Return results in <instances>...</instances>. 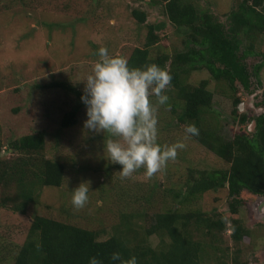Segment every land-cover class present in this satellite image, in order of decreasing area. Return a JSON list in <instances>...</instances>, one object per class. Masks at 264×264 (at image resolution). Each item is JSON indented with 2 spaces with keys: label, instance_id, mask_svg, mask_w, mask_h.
<instances>
[{
  "label": "rangeland",
  "instance_id": "374dc122",
  "mask_svg": "<svg viewBox=\"0 0 264 264\" xmlns=\"http://www.w3.org/2000/svg\"><path fill=\"white\" fill-rule=\"evenodd\" d=\"M190 2L194 9L210 12L228 27L231 23L229 12L237 8L240 0ZM163 7L160 0H0V160L10 163L17 161L19 164V161L26 157L9 150L8 140L44 130L46 133L43 150L41 153H33L31 161L39 163V157L44 156L50 162H64V190H68L66 187H69V184L74 188L81 182H89L91 210H88L95 211L94 215L99 216L102 223L107 221L108 225L117 219L115 208L121 209L122 205L127 203L119 201L120 192L117 194L118 187L126 186L121 179L118 182L113 181L115 172L112 173L113 170H110L104 161L107 152L103 144L109 134L93 133L83 127V121L86 119L84 106L80 108L73 126L58 130V117L61 113H53L51 110L44 115L42 112L47 108L44 106L45 102L53 100L54 103L49 105L51 107L60 104L62 106L65 101L74 105L77 103L76 97L71 94L69 99L60 88L50 91L49 88L46 90L37 86L54 81L84 86L82 80L91 73L100 47H106L110 54L126 56L134 46L144 43L147 24L153 25L160 36V44L168 54L186 51L187 46L183 41H186L185 35L189 29H175L174 24L164 14ZM132 8L144 10L146 20L138 23L131 15ZM257 8L264 11L259 5ZM246 47H250V52L243 59L249 72L248 89H243L239 82L235 81L236 89L232 92L225 81L213 79L204 69L181 73L185 75L182 77L184 82L192 85H197L202 79L207 80V89L212 92V101L210 106L200 113V124L205 129L213 132L215 130L227 140L242 132L250 136L254 131L248 129L249 125L253 124L257 115L264 113V32L252 30L245 34L243 31L240 34L239 51L243 52ZM168 62L166 61L167 65ZM258 64L261 66L255 71ZM172 95L174 96V91ZM44 96H47V99ZM59 97V102L55 101ZM235 97L239 98V108L234 112L233 107L237 106V103L234 105L232 100ZM150 99L156 105L153 98ZM175 101L176 98H170L166 105H156L157 119L161 120L164 126L159 128L158 124L159 136L156 142L165 146L168 145L167 142L173 144L181 141L185 147L178 149L176 158L169 160L165 167L151 177L145 175L143 168H140L141 174L138 177L145 181L156 180L161 186L165 196L164 203H161L162 200L152 201V211H160L164 206L172 205L175 192L173 189L177 188L175 186L180 181V174L189 167L204 170L227 166V163L194 141L192 135L185 133L184 129L188 123L178 122V117L182 115V106L174 105ZM172 104L174 111H171ZM15 108L16 112L13 111ZM240 114L246 115L243 123L239 122ZM166 122L172 125L167 127ZM249 131H252L250 135ZM41 163L45 167L48 166L45 160L41 159ZM134 184L130 181L127 187L133 188ZM1 187L2 185L0 189ZM225 189L218 188L202 193L197 200V206L206 213L216 211L220 217L228 219L229 225L232 219H237L251 229V234L235 244L228 237L230 229L225 231L224 240L218 244L222 248L228 244L230 255L219 258L223 257L222 261H227V264L229 260V264H234L229 257H234L235 263L239 264H264V213L259 210L256 212L253 207L259 199H263L264 203V196L243 189L238 195L241 203L237 212L230 213V198ZM101 190L105 192L102 199ZM129 197L131 202L128 199V209L143 210L147 207L145 204L148 205L140 196L135 199L134 194H129ZM38 199L37 203H28L29 213L35 211L64 220L60 206L68 208L71 205V197L61 194L57 189L49 190L43 187ZM84 210L83 207L79 211L82 213ZM0 214H4L0 219V222H3L1 224L7 225L6 229L9 227L13 236L12 243L16 244L20 231L24 229L23 223L28 217L9 214L4 210H0ZM2 225L0 232L4 228ZM151 238L152 244L156 243L155 235ZM6 239L8 238L0 235V244ZM11 263L12 261L9 264Z\"/></svg>",
  "mask_w": 264,
  "mask_h": 264
},
{
  "label": "trees",
  "instance_id": "16d2710c",
  "mask_svg": "<svg viewBox=\"0 0 264 264\" xmlns=\"http://www.w3.org/2000/svg\"><path fill=\"white\" fill-rule=\"evenodd\" d=\"M160 1L164 6V14L174 24L175 29H189L185 39L190 44L183 41L187 46L186 51L168 54L160 44V36L153 25L147 24L144 43L134 46L126 56H117L124 57L129 67L155 63L169 71L172 80L165 92L169 100L176 98L174 105L182 106V115L178 117V122L195 124L199 134L192 136L194 141L227 163V166L204 170L189 167L180 174V181L175 186L177 188L173 189L175 192L172 205H166L160 211H152V201L162 200L161 203H164L165 196L159 183L156 180L139 179L140 169L130 177L121 178L118 172L121 165L111 163L105 156L106 159H103L107 162V167L113 170L112 173L115 172L113 181L118 182L121 179L126 186L118 187L117 190V194L120 192L119 201L127 203L121 204V209L115 208L116 221L110 225L107 221L102 223L100 217L94 215L95 211H89L90 199L82 213L72 204L68 208L60 206L64 216L62 220L35 211L28 212V203H37L43 187L49 190L57 189L61 194L70 197L75 188L69 184V187H66L68 190L63 189L66 186L64 162H50L44 156L39 157V163L31 161L33 153H41L43 150L46 132L39 130L9 139V150L17 155L24 154L26 158L19 161V164L17 161L10 163L0 160V210L28 218L23 223L24 229L20 231L16 244L12 243L13 236L9 227L6 229L7 225L0 222V225L4 226L0 235L8 238L0 244V264H9L10 261L11 264H88L90 256H97L103 264H118L110 260L113 252H119L124 259L135 255L138 264H227V261H222L223 257L219 258L230 255L228 244L224 245L225 248L218 244L224 240L223 233L230 229L228 237L235 244L241 242L245 236H250L251 229L237 219H232L229 225L228 219L220 217L216 211L206 213L200 210L197 200L208 190L226 188L230 198V213H236L241 203L238 198L241 190L264 195V114L255 118L254 132L250 136L241 133L228 140L222 139L215 130L213 132L205 129L200 124V113L209 107L212 101V92L207 89V80L202 79L197 85H192L184 82L185 75L181 73L204 69L213 79L225 81L232 92L236 89L235 81H238L242 88L248 89L249 72L243 59L250 52V47H246L243 52L239 51L240 34L243 31L249 34L252 30L264 32V14L256 9L258 5L264 4V0H240L238 8L229 12L231 23L228 27L210 12L194 9L190 0ZM131 15L138 23L146 20L144 10L132 8ZM166 61H169L168 65ZM260 66L258 64L255 71H258ZM37 87L46 90L49 88L50 91L60 88L69 99L71 94L76 97L77 103L74 105L65 101L62 106L60 104L52 107L49 105L54 102L50 99L45 102L44 106L47 108L42 112L44 115L51 110L53 113H61L58 117V130L73 126L80 108L85 107L80 99L84 86L54 81ZM44 97L47 99V96ZM152 98L156 102L155 96ZM59 100L60 97L55 101ZM232 101L235 105L239 98L235 97ZM171 106V111H174L173 104ZM236 109L235 105L233 111ZM13 111L16 112L17 108ZM245 116L241 114L239 120L243 122ZM161 123L158 119L159 128H164ZM170 125L172 124L166 122L167 127ZM41 159L48 162L47 167L41 165ZM130 181L135 183L133 188L127 187ZM129 194H134L135 199L140 196L144 203H148L145 205L150 209H128ZM102 197H105L103 190L100 191V198ZM3 215L0 214V219ZM152 235H155L156 239L154 244L151 242ZM229 259H232L234 264H239L235 263L234 257Z\"/></svg>",
  "mask_w": 264,
  "mask_h": 264
},
{
  "label": "clouds",
  "instance_id": "9594fccd",
  "mask_svg": "<svg viewBox=\"0 0 264 264\" xmlns=\"http://www.w3.org/2000/svg\"><path fill=\"white\" fill-rule=\"evenodd\" d=\"M259 7L264 8V4ZM97 56L91 73L82 80L84 88L80 99L86 115L83 127L93 133L109 134L103 146L111 163L121 165L118 171L121 178L130 177L140 168L151 177L176 158L178 149L185 147L181 141L165 146L156 142V105H166L169 97L165 89L170 86L172 76L155 63L129 67L124 57L110 54L106 47H100ZM152 96L156 98V105L150 99ZM184 131L192 136L199 134L195 124H187ZM89 187V182L84 181L73 189L71 204L74 208L86 205ZM110 260L118 264H138L135 255L124 259L119 252H113ZM88 264H103V261L90 256Z\"/></svg>",
  "mask_w": 264,
  "mask_h": 264
},
{
  "label": "water",
  "instance_id": "95a60500",
  "mask_svg": "<svg viewBox=\"0 0 264 264\" xmlns=\"http://www.w3.org/2000/svg\"><path fill=\"white\" fill-rule=\"evenodd\" d=\"M253 207H254V210L256 212L259 210L262 213H264V203H263V199H259L258 201H256V203L253 205Z\"/></svg>",
  "mask_w": 264,
  "mask_h": 264
},
{
  "label": "flooded vegetation",
  "instance_id": "af4514ba",
  "mask_svg": "<svg viewBox=\"0 0 264 264\" xmlns=\"http://www.w3.org/2000/svg\"><path fill=\"white\" fill-rule=\"evenodd\" d=\"M244 89V88H243ZM239 103V102H238ZM238 103H237V107H238ZM239 108V107H238ZM262 114H264V113H262ZM241 115V114H240ZM260 115V114H259ZM259 115H257L256 117H258ZM246 117V116H245ZM255 117V118H256ZM254 118V122H253V124L251 123V125H249V127H248V129H253V131H254V127H255V123H256V119ZM246 119V118H245ZM245 121V120H244ZM243 121V122H244ZM239 122H241L240 120H239ZM243 122H241V123H243ZM250 132H252V131H249L248 133H249V135H250ZM243 134H246V135H248L247 133H244V132H242ZM237 134H241V133H237ZM222 139H224L223 137H221ZM264 196V195H263Z\"/></svg>",
  "mask_w": 264,
  "mask_h": 264
}]
</instances>
